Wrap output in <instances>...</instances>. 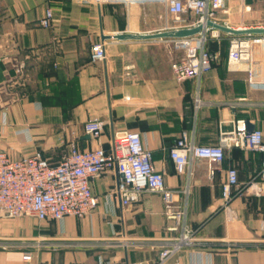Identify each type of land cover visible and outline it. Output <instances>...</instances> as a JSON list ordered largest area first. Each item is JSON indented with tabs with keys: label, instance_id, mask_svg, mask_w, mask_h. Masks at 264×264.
Here are the masks:
<instances>
[{
	"label": "crops",
	"instance_id": "obj_1",
	"mask_svg": "<svg viewBox=\"0 0 264 264\" xmlns=\"http://www.w3.org/2000/svg\"><path fill=\"white\" fill-rule=\"evenodd\" d=\"M109 4L0 0V151L13 158L41 151L58 163L72 145L108 149L115 134L139 132L166 186L178 192L176 208L186 207L187 224L199 229L196 243L164 264H264V196L235 199L233 219L221 209L226 170L236 167L246 182L259 170L261 155L233 148L222 164L194 159L191 175L177 173L170 157L183 133L197 145H214L240 119L264 131V87L252 84L245 70L229 69L227 40L209 43L221 59L208 74L178 83L171 66L185 53L173 37L102 39L157 33L165 20L154 31L117 28ZM47 9L54 21L43 28L39 21ZM224 15L220 20L231 24V15ZM97 42L105 43L106 59L92 62ZM94 119L106 123L100 139L84 132ZM117 180L110 170L92 181L99 203L84 217L0 219V239L18 240L14 248H0V264H156L159 251L149 244L177 236L168 230L174 221L166 217L159 193L145 192L123 206L112 195ZM26 252L32 260L23 259Z\"/></svg>",
	"mask_w": 264,
	"mask_h": 264
},
{
	"label": "built area",
	"instance_id": "obj_2",
	"mask_svg": "<svg viewBox=\"0 0 264 264\" xmlns=\"http://www.w3.org/2000/svg\"><path fill=\"white\" fill-rule=\"evenodd\" d=\"M102 5L108 0H93ZM233 0H120L125 6L147 3L160 4L164 9L165 25L159 32H174L184 29L200 28L199 32L187 37H173L177 48L184 51L182 59L172 63V73L178 83L187 80H200L208 74L221 59L218 50L211 49V41L218 44L228 41V66L231 70H245L252 84L264 87V33L234 35L221 31L211 25L221 24L235 28L229 20L221 21L219 14L231 15L230 2ZM243 12L250 8L244 6ZM54 21L52 9H47L39 24L50 28ZM239 26L235 29H250ZM257 28V27H254ZM258 28H264L260 26ZM106 59L104 42L94 43L91 47L92 62ZM22 65L17 69L20 71ZM106 123L94 119L84 124V132L93 139H100ZM241 149L261 155L259 170L246 182H241L236 167L226 170V180L222 184L221 209L228 218L235 214L232 202L240 197L251 195L264 196V131L260 128L249 129L247 121L237 120L230 131L221 132L214 145H197L188 134L183 133L170 149L177 173L191 175L194 159H205L210 163L222 164L226 151ZM115 170L118 180L112 195L123 206L140 200L145 192L161 194L165 215L174 221L169 231H178L175 237L156 240L149 244L159 251L156 264H164L178 251L196 243L199 229L187 224V208H176L178 192L166 186L163 173L156 170L152 153L143 144L139 132L125 131L115 134L110 147L102 145L93 149L81 150L72 145L69 153L58 163H52L41 151L32 155L13 158L0 151V219L33 217L38 221H62L65 217H84L98 205L99 197L93 192L92 181L101 174ZM216 169L210 165L209 179L213 180ZM18 240L0 239V248L11 249ZM26 261L32 254L26 252Z\"/></svg>",
	"mask_w": 264,
	"mask_h": 264
},
{
	"label": "rangeland",
	"instance_id": "obj_3",
	"mask_svg": "<svg viewBox=\"0 0 264 264\" xmlns=\"http://www.w3.org/2000/svg\"><path fill=\"white\" fill-rule=\"evenodd\" d=\"M115 7L116 12L112 15V21L115 27L123 28L129 25L137 30H159L163 26L164 9L160 4H140L132 5L130 8L125 6L120 0H108ZM231 25L239 27L241 24H264V0H246L244 6L249 7L248 11H242L243 3L237 0L230 2ZM225 16V15H224ZM226 17H228L226 15Z\"/></svg>",
	"mask_w": 264,
	"mask_h": 264
},
{
	"label": "water",
	"instance_id": "obj_4",
	"mask_svg": "<svg viewBox=\"0 0 264 264\" xmlns=\"http://www.w3.org/2000/svg\"><path fill=\"white\" fill-rule=\"evenodd\" d=\"M217 29L228 32L234 35H241V34H263L264 33V28H250V29H235L231 27H227L221 24H214L210 23ZM200 28H194V29H184V30H179V31H174V32H157V33H147V34H140V35H135V34H127V33H118L113 36L110 35H103L102 39L105 41L106 39L110 38H115V39H128V38H141V39H151V38H162V37H187L193 34H196L199 32Z\"/></svg>",
	"mask_w": 264,
	"mask_h": 264
}]
</instances>
